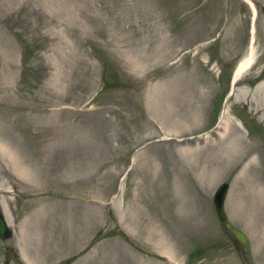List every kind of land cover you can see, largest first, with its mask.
<instances>
[{"label":"rangeland","instance_id":"rangeland-1","mask_svg":"<svg viewBox=\"0 0 264 264\" xmlns=\"http://www.w3.org/2000/svg\"><path fill=\"white\" fill-rule=\"evenodd\" d=\"M251 1L0 0V264H264Z\"/></svg>","mask_w":264,"mask_h":264},{"label":"water","instance_id":"water-1","mask_svg":"<svg viewBox=\"0 0 264 264\" xmlns=\"http://www.w3.org/2000/svg\"><path fill=\"white\" fill-rule=\"evenodd\" d=\"M235 80V77H234ZM233 80V81H234ZM229 185L226 182H222L216 189L213 195V203L216 214L220 222L224 224L225 230L234 235V238L242 245L244 251L249 248L248 236L240 229L234 227L229 221L225 212V199L227 195ZM12 236V230L8 227L7 221L4 218V214L0 210V239L6 240Z\"/></svg>","mask_w":264,"mask_h":264},{"label":"bare ground","instance_id":"bare-ground-1","mask_svg":"<svg viewBox=\"0 0 264 264\" xmlns=\"http://www.w3.org/2000/svg\"><path fill=\"white\" fill-rule=\"evenodd\" d=\"M248 5H249V7L251 8V10H252V13H253V16H254V18H255V15H256V11H255V7H254V5H253V2L251 1V0H244ZM253 28H252V33H253ZM254 38V37H253ZM254 47H253V43H252V45H251V49H250V52H249V54H248V56H247V58L246 59H244L240 64H239V66H238V68H237V73H236V75H240V73H242V71L243 70H245V69H247V68H249V66L252 64V62H253V59H254ZM241 76V75H240ZM235 79H236V77H235ZM235 82V81H234ZM2 144V143H1ZM3 147H5V146H1L0 145V151H2V154H3V151H4V148ZM7 148V147H6ZM6 150H8V148L6 149ZM9 151V150H8ZM4 153H6V152H4ZM8 154H9V152H8ZM11 154V153H10ZM9 154V155H10ZM13 156V155H12ZM5 157V156H4ZM9 158V157H8ZM13 158H15V157H13ZM10 160V159H9ZM11 161H13V160H11ZM10 162V161H9ZM14 162V161H13ZM226 212V211H225ZM229 218V217H228ZM228 232V231H227ZM236 240V239H235ZM249 240V239H248Z\"/></svg>","mask_w":264,"mask_h":264}]
</instances>
